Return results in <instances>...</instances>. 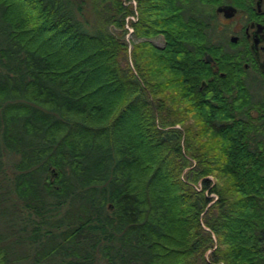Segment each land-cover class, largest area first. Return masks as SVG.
Here are the masks:
<instances>
[{
    "label": "trees",
    "instance_id": "trees-1",
    "mask_svg": "<svg viewBox=\"0 0 264 264\" xmlns=\"http://www.w3.org/2000/svg\"><path fill=\"white\" fill-rule=\"evenodd\" d=\"M96 1L92 28L0 0V264H264V142L201 11L222 0Z\"/></svg>",
    "mask_w": 264,
    "mask_h": 264
},
{
    "label": "flooded vegetation",
    "instance_id": "flooded-vegetation-1",
    "mask_svg": "<svg viewBox=\"0 0 264 264\" xmlns=\"http://www.w3.org/2000/svg\"><path fill=\"white\" fill-rule=\"evenodd\" d=\"M226 5L236 8L231 17L219 11V7ZM211 8L215 20L222 15V24L229 29V38L226 36L222 42V50L227 54L229 69L242 80L246 92L249 103L244 105L245 121L258 125L259 136L264 142V0H251L243 6L222 0ZM214 26L218 29V23ZM214 58L210 62L215 65L214 71H219L220 61Z\"/></svg>",
    "mask_w": 264,
    "mask_h": 264
},
{
    "label": "rangeland",
    "instance_id": "rangeland-1",
    "mask_svg": "<svg viewBox=\"0 0 264 264\" xmlns=\"http://www.w3.org/2000/svg\"><path fill=\"white\" fill-rule=\"evenodd\" d=\"M76 1H78V3H80V4H82V10L79 12V16L87 22V25L89 27L93 28L96 25L97 20H98V18H97L98 17V12H97L98 7L96 6L97 1L96 0H76ZM130 4H133L135 9L137 8V3L134 4L133 2L132 3L130 2ZM211 10H212V8L210 6H207V5H204V7H201V11L205 12V14H206V11L208 13H212ZM202 15H204V14H202ZM132 17H134V19L136 20L137 19V13L131 14L127 17V19L130 18V20L129 21L127 20V22H126L125 34H124V39L127 41L129 48H130V51L133 49L134 44H136L140 40L135 36L134 29L130 23V21H135V20H132ZM215 21H216V23H218V29H216V28L213 29L214 33H215L214 38L212 36L213 42H221L222 43L223 41H225L226 36H228V38H229V34H230L229 29L226 26H224V24H222V22H224V18L222 15H218V19ZM128 23L131 26V28L133 29V31L127 29L126 26ZM150 41H152L157 46H163L165 43V39L163 36L154 37V38L150 39ZM13 158L14 157L12 155L6 156L5 157L6 163L10 164L12 162ZM100 264H106V262H103ZM220 264H224V263L221 262Z\"/></svg>",
    "mask_w": 264,
    "mask_h": 264
},
{
    "label": "water",
    "instance_id": "water-1",
    "mask_svg": "<svg viewBox=\"0 0 264 264\" xmlns=\"http://www.w3.org/2000/svg\"><path fill=\"white\" fill-rule=\"evenodd\" d=\"M219 11L225 12V15L227 17H231L235 13L236 8L231 6V5H226V6L219 7ZM206 59H207V62H210L212 60L211 55L210 54L206 55ZM203 84H205V83H203Z\"/></svg>",
    "mask_w": 264,
    "mask_h": 264
},
{
    "label": "built area",
    "instance_id": "built-area-1",
    "mask_svg": "<svg viewBox=\"0 0 264 264\" xmlns=\"http://www.w3.org/2000/svg\"><path fill=\"white\" fill-rule=\"evenodd\" d=\"M136 1H137V0H134V1H133V0H131V3L133 2L134 4H136V3H137ZM127 20L129 21V20H130V18H129V19H127ZM132 20H135V19H134V17H132ZM126 27H127V29H129V30L133 31V29L131 28V26L129 25V23L127 24V26H126ZM131 33H132V32H131Z\"/></svg>",
    "mask_w": 264,
    "mask_h": 264
}]
</instances>
